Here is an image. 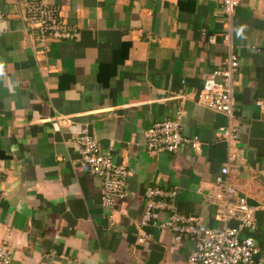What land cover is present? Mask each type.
<instances>
[{
	"label": "crops",
	"instance_id": "0c3cea01",
	"mask_svg": "<svg viewBox=\"0 0 264 264\" xmlns=\"http://www.w3.org/2000/svg\"><path fill=\"white\" fill-rule=\"evenodd\" d=\"M29 1L0 0V245L8 264H181L191 246L156 227L136 242L144 191L174 188L179 215L217 227L212 182L226 163L218 129L228 123L237 136L229 180L254 210L255 259L264 262V5L239 0L232 16L238 67L228 120L196 101L228 50L220 0H40L79 34L43 49L21 17ZM175 111L180 134L201 142L200 151L148 153L145 131ZM83 129L127 172L112 209L101 207L99 178L80 170L73 138Z\"/></svg>",
	"mask_w": 264,
	"mask_h": 264
},
{
	"label": "built area",
	"instance_id": "2783aa9c",
	"mask_svg": "<svg viewBox=\"0 0 264 264\" xmlns=\"http://www.w3.org/2000/svg\"><path fill=\"white\" fill-rule=\"evenodd\" d=\"M239 0H220L223 16L221 38L228 50L222 60L223 69L211 71L203 79L200 90L196 93V101L205 109L220 113L231 119L234 111L232 75L238 67V58L230 48L232 32V16ZM264 5V0H259ZM28 29L36 33L39 48L43 49L49 40L72 41L79 38L77 29L68 25L60 15L57 6H47L40 0H30L21 15ZM2 16L0 15V22ZM204 35L203 32L200 33ZM207 43L213 42L208 36ZM260 110L264 107L257 104ZM181 111H175L170 118L156 121L144 133L145 150L148 153L177 154L184 146L194 153L200 151L203 145L195 137H184L180 134L179 121ZM54 121L66 126L71 124L67 117L57 116ZM220 141L227 149L226 163L222 165L213 179L212 199L217 203L213 221L217 227H206L196 218L179 215L175 208L176 190H162L148 187L144 191V210L136 222L141 233L136 239L141 244L146 235L142 231L148 226L156 227L167 234L174 244L188 243L191 248L181 264H264L255 257L258 250L255 247L252 232L255 230L254 210L247 204L244 197L237 196L230 183L229 176L233 162L231 146L236 141V129L226 125L218 129ZM73 142L80 148L81 172L95 176L100 180L99 200L101 207L112 209L123 199V183L127 172L122 165L114 164L111 158L103 154L95 138L86 129L74 136ZM0 168V181H1ZM166 214L161 221L160 216ZM231 224H234L231 226ZM10 255L0 245V264H8ZM177 264V263H170Z\"/></svg>",
	"mask_w": 264,
	"mask_h": 264
},
{
	"label": "rangeland",
	"instance_id": "374dc122",
	"mask_svg": "<svg viewBox=\"0 0 264 264\" xmlns=\"http://www.w3.org/2000/svg\"><path fill=\"white\" fill-rule=\"evenodd\" d=\"M216 227V226H215Z\"/></svg>",
	"mask_w": 264,
	"mask_h": 264
}]
</instances>
